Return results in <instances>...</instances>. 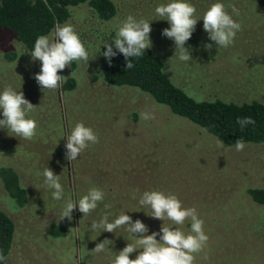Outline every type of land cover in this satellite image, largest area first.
<instances>
[{"label":"rangeland","instance_id":"obj_1","mask_svg":"<svg viewBox=\"0 0 264 264\" xmlns=\"http://www.w3.org/2000/svg\"><path fill=\"white\" fill-rule=\"evenodd\" d=\"M113 2L116 14L107 21L93 16L86 3L70 7L65 23L74 25L92 59L88 66L73 61L58 72L75 77L76 87L70 91L42 89L34 79L41 62L33 61L24 45L9 30L0 28V92L8 85L21 89L37 106L28 118L38 121L33 140L0 128V167L14 168L28 194L27 204L17 207L0 179V209L15 224L6 264H113L115 256L136 240L123 227L114 233L92 231L91 223L106 211L111 213L110 222L121 213L133 221L140 219L148 226V235L159 232L161 226L179 227L188 233L190 220L175 225L167 218L150 217L151 208L141 207L143 192L153 190L175 194L184 207H195L205 221L209 241L195 254L194 264H264V205L248 194L250 188L264 187V142L246 143L239 152L235 145L218 148L217 137L173 114L148 93L93 79L106 51L103 43L112 44L122 21L132 15L150 22V49L163 60L164 72L191 97L264 101V0H220L229 13V5L239 9V16L233 15V19L242 24L228 48L217 47L203 29L202 17L217 0H188L201 19L185 44L192 56L189 62L180 61L174 40L161 34L170 24L156 15L155 8L171 0ZM207 44L213 45L211 50ZM8 52L17 55L7 58ZM145 111L155 118L141 119L140 113ZM78 122L91 127L99 143L70 162L65 158L66 138ZM46 167L60 175L63 200H54L53 190L44 184ZM92 187L106 193L97 209L83 217L77 208L71 220H60L65 201H78ZM53 225H62L66 234L51 236ZM105 239L113 243L102 253L92 252ZM140 251L129 258L135 259Z\"/></svg>","mask_w":264,"mask_h":264},{"label":"clouds","instance_id":"obj_2","mask_svg":"<svg viewBox=\"0 0 264 264\" xmlns=\"http://www.w3.org/2000/svg\"><path fill=\"white\" fill-rule=\"evenodd\" d=\"M228 7L231 8V13L224 3L217 0L202 17L203 29L217 47L228 48L233 45L237 33L242 30V24L233 19V15L239 16V9L235 5ZM155 13L169 22L170 28L163 29L161 34L174 40L175 51L179 52L178 59L182 62L192 61L191 52L185 44L195 31L197 22L201 20L197 18L196 6L188 0H171L167 4L158 5ZM151 31L149 21L137 20L134 16L128 15L116 32L113 43L109 44L106 41L103 43L106 51L102 55L110 64L111 58L119 52L127 61L126 69H131L134 67L131 58L141 57L146 49L152 48ZM113 44L117 51L113 50ZM205 47L211 50L213 45L207 44ZM29 54L33 61L41 62L40 72L35 74L34 79L42 89L49 90H58L62 87L66 77L59 75L58 72L64 70L66 66L70 67L73 61L83 62L88 66V62L92 60L89 50L71 23L63 25L57 23L53 33L37 37L34 49ZM135 102L133 98L132 103ZM36 107L25 98L21 89L17 91L11 85L6 86L0 92V111L3 115V119H0V128L6 129L8 133H15L23 139L33 140L37 136L38 121L28 116ZM140 117L143 120L155 118L154 114L146 111L141 112ZM236 123L243 130L248 125H254L256 121L251 116L238 117ZM97 143H99L98 134L83 122H78L66 138L65 158L70 162L76 160L90 145ZM246 146L243 139H237L235 142V150L238 152L243 151ZM217 147H225L218 138ZM43 176L44 184L53 190L52 198L57 201L63 200L65 191L60 183V175H55L53 170L46 167ZM105 196L106 193L102 189L92 187L78 201L68 198L63 205L60 220L64 218L71 220L73 210L77 208L83 217L88 216L104 201ZM139 204L141 207H150L152 212L149 216L154 219L164 221L167 218L175 225H183L186 220H190V231L185 233L179 227L161 226L159 232L148 235L149 228L140 219L133 221L131 216L121 213L110 222L111 213L106 211L98 221L91 223L92 231L114 233L123 227L136 240L135 244L128 243L115 256L113 264H194L195 254L203 251L209 241V236L204 230L205 221L200 218L197 209L184 207L175 194H166L158 190L143 192ZM105 208H110V205L106 204ZM157 236L160 237L159 241L156 239ZM112 243L113 241L105 239L96 244L92 252L102 253ZM138 249L142 251L135 259H130V254ZM6 260L7 257L0 251V262Z\"/></svg>","mask_w":264,"mask_h":264},{"label":"trees","instance_id":"obj_3","mask_svg":"<svg viewBox=\"0 0 264 264\" xmlns=\"http://www.w3.org/2000/svg\"><path fill=\"white\" fill-rule=\"evenodd\" d=\"M86 3L98 20L107 21L116 14L113 0H0V28L9 30L21 42L28 53L40 35H49L57 23L64 24L70 17V7ZM113 50L117 51L113 44ZM15 52L5 54L7 58ZM134 67L126 69L123 54L111 58V63L102 55L100 72L93 79H102L111 86H131L148 93L161 104L169 107L173 114L184 117L212 134L226 146H233L237 139L246 143L264 142V101L251 100L236 103L222 99L196 100L176 85L164 72L163 60L151 49L138 58H131ZM76 87L74 76L69 75L61 87L70 91ZM251 116L256 123L243 130L236 123L237 118ZM3 187L17 207L28 202L26 188L21 184L17 171L9 166L0 167ZM251 199L264 205V187L250 188ZM15 233L11 217L0 209V251L8 258ZM52 236L65 235L62 225L51 226ZM7 262V260H6ZM0 262V264H6Z\"/></svg>","mask_w":264,"mask_h":264},{"label":"crops","instance_id":"obj_4","mask_svg":"<svg viewBox=\"0 0 264 264\" xmlns=\"http://www.w3.org/2000/svg\"><path fill=\"white\" fill-rule=\"evenodd\" d=\"M50 235H51V234H50ZM51 236H52V235H51ZM53 237L55 238V237H60V236H53Z\"/></svg>","mask_w":264,"mask_h":264}]
</instances>
